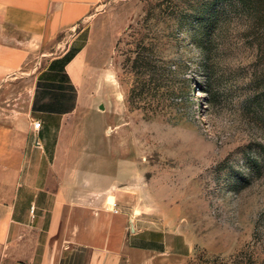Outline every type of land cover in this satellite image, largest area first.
Here are the masks:
<instances>
[{
	"label": "rangeland",
	"instance_id": "obj_1",
	"mask_svg": "<svg viewBox=\"0 0 264 264\" xmlns=\"http://www.w3.org/2000/svg\"><path fill=\"white\" fill-rule=\"evenodd\" d=\"M69 33L38 76L1 85L36 86L40 130L64 110L76 147L123 160L132 243L264 264V8L110 0Z\"/></svg>",
	"mask_w": 264,
	"mask_h": 264
},
{
	"label": "crops",
	"instance_id": "obj_2",
	"mask_svg": "<svg viewBox=\"0 0 264 264\" xmlns=\"http://www.w3.org/2000/svg\"><path fill=\"white\" fill-rule=\"evenodd\" d=\"M109 1L0 0V97H7L0 100V264H179L184 258L132 243L141 230L128 234L123 160L111 149L76 147V124L64 114L35 130L36 86L1 85L3 78L38 76L36 63L58 59L70 30Z\"/></svg>",
	"mask_w": 264,
	"mask_h": 264
},
{
	"label": "trees",
	"instance_id": "obj_3",
	"mask_svg": "<svg viewBox=\"0 0 264 264\" xmlns=\"http://www.w3.org/2000/svg\"><path fill=\"white\" fill-rule=\"evenodd\" d=\"M240 2L246 6H248L249 8L251 7H263L264 8V0H240ZM62 105V104H61ZM61 108L63 106H60ZM34 110H37V108L35 107L34 105ZM52 113H57V114H65L66 111L64 110H60V111H56V112H53Z\"/></svg>",
	"mask_w": 264,
	"mask_h": 264
},
{
	"label": "built area",
	"instance_id": "obj_4",
	"mask_svg": "<svg viewBox=\"0 0 264 264\" xmlns=\"http://www.w3.org/2000/svg\"><path fill=\"white\" fill-rule=\"evenodd\" d=\"M41 122L40 121H35V122H33V127H34V129L35 130H37V131H39L40 130V128H41ZM37 144H39V142L37 141Z\"/></svg>",
	"mask_w": 264,
	"mask_h": 264
}]
</instances>
